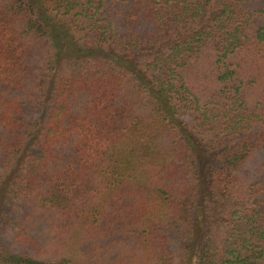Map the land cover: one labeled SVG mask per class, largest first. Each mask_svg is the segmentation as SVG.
I'll use <instances>...</instances> for the list:
<instances>
[{
    "label": "trees",
    "instance_id": "1",
    "mask_svg": "<svg viewBox=\"0 0 264 264\" xmlns=\"http://www.w3.org/2000/svg\"><path fill=\"white\" fill-rule=\"evenodd\" d=\"M0 264H264V0H0Z\"/></svg>",
    "mask_w": 264,
    "mask_h": 264
}]
</instances>
